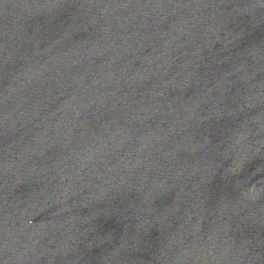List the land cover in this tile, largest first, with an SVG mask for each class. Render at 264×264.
Returning <instances> with one entry per match:
<instances>
[{
    "label": "water",
    "instance_id": "1",
    "mask_svg": "<svg viewBox=\"0 0 264 264\" xmlns=\"http://www.w3.org/2000/svg\"><path fill=\"white\" fill-rule=\"evenodd\" d=\"M0 264H264V0H0Z\"/></svg>",
    "mask_w": 264,
    "mask_h": 264
}]
</instances>
